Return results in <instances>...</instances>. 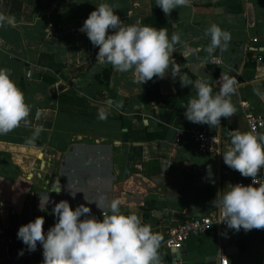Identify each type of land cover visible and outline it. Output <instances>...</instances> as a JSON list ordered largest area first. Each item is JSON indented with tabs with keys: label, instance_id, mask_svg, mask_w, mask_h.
Returning <instances> with one entry per match:
<instances>
[{
	"label": "crops",
	"instance_id": "1",
	"mask_svg": "<svg viewBox=\"0 0 264 264\" xmlns=\"http://www.w3.org/2000/svg\"><path fill=\"white\" fill-rule=\"evenodd\" d=\"M101 2L126 25L139 21L180 35L163 78L140 84L130 72L96 61L98 46L80 29ZM0 13L14 18L0 25V67L11 70L31 108L30 125L21 122L0 135V264H41L42 246L29 251L17 232L43 216L46 233L56 222L51 201L62 199L73 209L86 204L101 220L119 199L122 212H136L162 235L161 264H220L222 258L264 264V229L213 228L182 249L165 246L168 228L216 210L217 193L248 178L225 164L223 152L230 146L228 130L250 131L249 115L264 119V0H190L170 15L156 0H0ZM212 23L231 40L226 50L209 54ZM222 73L237 80L234 114L221 117L217 127L188 121L184 106L194 89L181 77L209 80L215 94ZM108 102L112 107L101 120L98 109ZM36 126L42 131L29 143ZM180 129L209 131L215 152H201L189 135L176 146ZM54 182H60L59 194L49 192ZM101 197L104 210L94 202ZM21 250L27 255L17 260Z\"/></svg>",
	"mask_w": 264,
	"mask_h": 264
},
{
	"label": "clouds",
	"instance_id": "2",
	"mask_svg": "<svg viewBox=\"0 0 264 264\" xmlns=\"http://www.w3.org/2000/svg\"><path fill=\"white\" fill-rule=\"evenodd\" d=\"M189 3L190 0H156V5L166 15ZM114 9L108 2L99 3L80 29L93 46H98L96 61L102 66L111 65L122 73L130 72L134 81L140 84L153 77L163 78L174 62L173 53L180 35L173 33L169 37L167 28H156L139 21L126 25ZM4 23L12 24L14 18L0 13V25ZM206 34L210 36L206 49L209 54L216 48L226 50L231 40L230 32L217 23H212ZM172 73L175 75L174 71ZM181 81L184 86L191 85L194 89L184 106L188 121L217 127L221 117H231L236 111L231 102L236 82L229 75L222 73L218 78L220 91L215 94L209 80L192 81L181 77ZM111 107V102L101 106L99 119H107ZM30 112L23 91L11 78V70L0 67V135L14 130L21 122L30 125ZM41 131L42 127L36 126L28 142L34 143ZM227 135L230 146L223 152L225 164L242 176L252 177V183H229L226 190L217 193L213 201V206L221 212L217 223H224L228 229L236 231L264 229V180L258 178L264 167V133L237 129L228 130ZM257 184L258 187L254 186ZM60 191V182L52 183L49 192L59 194ZM71 194L75 196L74 192ZM103 199L94 201L100 209H103L100 206ZM49 202L48 194V200L43 205L40 203V209L45 210ZM51 202L54 203L51 211L56 222L46 233L43 216L21 225L17 232V237L29 251H35L39 242L43 249L41 264H161L158 250L162 235L154 233L151 225L143 222L136 212H122L119 199H112L110 214H103L102 220L91 214V208L86 204L73 209L66 199Z\"/></svg>",
	"mask_w": 264,
	"mask_h": 264
},
{
	"label": "built area",
	"instance_id": "3",
	"mask_svg": "<svg viewBox=\"0 0 264 264\" xmlns=\"http://www.w3.org/2000/svg\"><path fill=\"white\" fill-rule=\"evenodd\" d=\"M256 41V40H254ZM215 63H220L221 60L215 58ZM237 80H235L236 82ZM247 122L250 128V131L261 132L264 128V119L261 117H257L254 115H249L247 117ZM189 135V139L195 142L198 145V148L201 152L205 154L215 152V147L217 144L216 138L207 130L200 129L192 131L188 134L183 129L177 130L174 136V143L176 146H181L187 141V136ZM258 178L264 180V167H262L261 171L258 173ZM240 183L244 185H248L252 183V177H248L245 180H242ZM258 187L259 185H254ZM221 212L217 208L214 211L209 212L208 214L204 215L203 217L187 219L182 223L172 226L165 231V246L171 250H179L184 247L186 242L191 238L200 237L206 232L212 230L213 228H227L224 223H217L220 219ZM242 229V228H241ZM245 233H250V231H245ZM21 253V252H20ZM18 253L16 255L17 260L23 259L27 252L23 251V254ZM220 264H228L226 258H222Z\"/></svg>",
	"mask_w": 264,
	"mask_h": 264
}]
</instances>
